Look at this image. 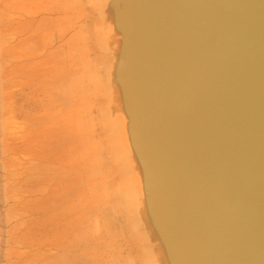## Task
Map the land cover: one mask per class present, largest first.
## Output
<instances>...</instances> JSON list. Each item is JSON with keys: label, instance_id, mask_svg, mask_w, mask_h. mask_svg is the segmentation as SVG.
Returning a JSON list of instances; mask_svg holds the SVG:
<instances>
[{"label": "water", "instance_id": "95a60500", "mask_svg": "<svg viewBox=\"0 0 264 264\" xmlns=\"http://www.w3.org/2000/svg\"><path fill=\"white\" fill-rule=\"evenodd\" d=\"M104 3L151 217L135 222L166 264H264V0Z\"/></svg>", "mask_w": 264, "mask_h": 264}, {"label": "rangeland", "instance_id": "374dc122", "mask_svg": "<svg viewBox=\"0 0 264 264\" xmlns=\"http://www.w3.org/2000/svg\"><path fill=\"white\" fill-rule=\"evenodd\" d=\"M38 1L0 0V264H140L110 193L90 8Z\"/></svg>", "mask_w": 264, "mask_h": 264}, {"label": "bare ground", "instance_id": "6f19581e", "mask_svg": "<svg viewBox=\"0 0 264 264\" xmlns=\"http://www.w3.org/2000/svg\"><path fill=\"white\" fill-rule=\"evenodd\" d=\"M38 1V0H37ZM41 1V0H40ZM38 1V2H40ZM43 1V0H42ZM46 2V0H44ZM36 2V1H35ZM52 2V0H51ZM56 2V1H55ZM87 7L90 8V15H91V23L86 24L89 25L90 31L93 35V45L96 48V55L93 59L92 62V68L93 71H96L100 73L101 79L99 81L98 84V88H97V96L99 98V103L97 105V122H98V126L100 128V134L102 135V141L103 144L107 150V156L109 158V163L111 166H108L109 169H113L114 170V176H116V181L115 183L112 185V192L111 196L114 198L115 203L117 205V209L118 211H122L124 213V215L127 217V224L128 227L131 231V234L133 235V237L135 238L136 244L138 245V254H139V260H137V262L139 261V263L141 264V262H145V260H147V263L151 264L156 260L157 264H166V255L164 254L165 252L163 251V242L162 240L160 241L159 238V234L156 232V234H152L154 236V238L151 236V234L149 233V236H147L145 234V232H142V227L140 225H138L135 221H139L142 220L144 222V224L147 222L149 224V218L146 216L147 212L149 214L148 208H147V200H146V195L144 190V181L141 179V161L138 158V151L136 150V148H134L133 143H131L132 141L130 140V135H129V127H128V116L126 115L124 108L122 111V108L119 109L117 111V114L114 111L113 108V104L115 103L116 105V94L118 92L119 95V91H118V86H117V80H116V75H115V68L117 65V59L115 57V59L113 58L111 60V57L109 56V51L111 50V44L109 42L110 38H109V29L108 27L105 25L104 27V22H105V16H104V5L105 4V0H90V4L87 2V0L85 1ZM32 3V2H31ZM43 3V2H42ZM49 3V1L47 2ZM57 3V2H56ZM54 3V4H56ZM82 3V2H81ZM52 4V3H50ZM49 4V5H50ZM24 5V4H23ZM35 5V4H33ZM40 5V4H38ZM45 5V3H44ZM43 5V6H44ZM48 5V6H49ZM53 5V4H52ZM52 5H51V9L52 10ZM26 6V5H24ZM32 6V4L30 5ZM37 6V5H35ZM41 6V5H40ZM39 6V8H40ZM47 6V5H46ZM47 6V7H48ZM54 6V5H53ZM85 6V5H84ZM95 8H93V7ZM45 7V6H44ZM43 7V8H44ZM46 7V8H47ZM57 7V5H56ZM79 7V6H78ZM86 7V6H85ZM26 8V7H25ZM28 8V7H27ZM26 8V9H27ZM33 8V7H32ZM38 8V9H39ZM45 8V12L48 10H46ZM49 8V7H48ZM68 8V7H67ZM31 9V8H29ZM29 9H27L29 11ZM33 9H36L33 8ZM41 9V8H40ZM54 9V8H53ZM37 11V9H36ZM34 12V11H33ZM39 12V11H38ZM41 12V11H40ZM28 13V12H27ZM35 13V12H34ZM44 13V11H43ZM70 13V12H69ZM31 14V13H29ZM28 14V15H29ZM42 14V13H41ZM40 14V15H41ZM89 15V16H90ZM39 16V14H38ZM44 17V16H43ZM42 17V18H43ZM48 17V16H47ZM50 17V16H49ZM24 18V17H22ZM26 18V17H25ZM29 18V17H28ZM33 18V17H32ZM36 18V16H35ZM33 18V19H35ZM41 18V19H42ZM45 18V17H44ZM27 19V18H26ZM33 19H30V21ZM37 19V18H36ZM50 19H52V17H50ZM22 20V19H21ZM18 23H20V21ZM44 19H42V23ZM88 20V19H87ZM28 21V20H27ZM38 21V20H37ZM46 21V20H45ZM52 21V20H51ZM93 21L95 22V26H96V32L93 28ZM24 22V20H23ZM22 22V25H24ZM29 22V21H28ZM65 22V21H64ZM63 22V23H64ZM82 22V21H81ZM17 23V24H18ZM26 23V21L24 22ZM39 23V22H38ZM89 23V22H88ZM16 24V23H15ZM33 24V23H32ZM31 24V25H32ZM51 24V23H50ZM49 24V25H50ZM69 24V23H67ZM30 25V26H31ZM34 25V24H33ZM61 25V24H60ZM16 26V25H15ZM37 26V25H36ZM64 26V25H63ZM81 26V25H80ZM33 27V26H32ZM84 27V26H83ZM19 28V29H21ZM23 28H25V26H23ZM22 28V30H23ZM27 28V27H26ZM24 29L26 31H29L28 29ZM37 27H35L34 29H36ZM41 28V27H40ZM39 28V30L41 31V29ZM48 28H51L48 26ZM56 28V27H55ZM57 29L58 26H57ZM16 30L18 31V27L16 28ZM38 30V31H39ZM65 30V29H64ZM15 31V30H14ZM37 32V29L35 30ZM34 31V32H35ZM81 31V30H80ZM79 31V32H80ZM16 32V31H15ZM35 32V33H36ZM82 32V31H81ZM119 32V31H118ZM28 33V32H27ZM30 34L32 32H29ZM28 33V34H29ZM34 33V34H35ZM50 33V32H49ZM67 33V32H66ZM115 33V30H114ZM33 35V34H31ZM37 35V33H36ZM38 36V35H37ZM117 36V38H116ZM36 37V36H35ZM30 38V37H29ZM37 39V38H36ZM35 39V41H36ZM67 39V38H66ZM119 37L117 35V33H115V50L117 47V41H118ZM34 40V39H33ZM61 40V39H59ZM117 40V41H116ZM31 41V40H30ZM92 44V43H91ZM119 44V42H118ZM86 45V44H85ZM88 45V44H87ZM68 46V45H67ZM19 47V46H18ZM17 47V48H18ZM20 48V47H19ZM18 48V49H19ZM29 49V48H27ZM60 50V49H59ZM63 50V48L61 49ZM32 52V49H31ZM61 52V51H60ZM33 53V52H32ZM62 54V53H61ZM92 54V53H91ZM95 54V53H94ZM107 54V55H106ZM19 55V54H18ZM106 55V57H105ZM17 56V55H16ZM33 56V55H32ZM63 56V55H62ZM61 56V57H62ZM70 57V56H69ZM71 58V57H70ZM91 58V57H90ZM89 58V59H90ZM105 58V59H104ZM61 59V58H60ZM69 59V58H68ZM121 59V57H120ZM58 60V59H57ZM91 60V59H90ZM31 61V60H30ZM33 61V60H32ZM37 62V59L35 60ZM73 61V60H72ZM46 62V60H45ZM33 63V62H31ZM44 63V61H43ZM43 63L41 64V66L43 65ZM60 62H58L59 64ZM66 63V62H65ZM36 64V63H35ZM45 64V63H44ZM61 64V63H60ZM101 64H103V66H101ZM120 64V62H119ZM34 65V63H33ZM53 66V65H52ZM62 66V65H61ZM52 68V67H51ZM42 69V67H41ZM37 70V69H36ZM54 70V69H53ZM57 70V68L55 69ZM54 70V71H55ZM90 70V69H89ZM51 71V70H50ZM40 73V72H38ZM97 75V74H96ZM94 79V78H93ZM96 96V95H95ZM121 103V101H120ZM79 105V104H78ZM121 107H123V104H120ZM118 106V105H117ZM77 109V108H76ZM61 112V111H60ZM68 112V111H67ZM119 112V113H118ZM67 114V113H66ZM62 115V114H61ZM64 115V114H63ZM68 116V115H67ZM74 116V115H73ZM66 117V116H65ZM65 120V119H64ZM67 120V119H66ZM65 120V121H66ZM63 121V120H62ZM70 123V122H68ZM77 123V122H76ZM59 125V123L57 124ZM60 127V126H59ZM63 127V126H62ZM68 127V126H67ZM72 127V126H71ZM74 127V126H73ZM76 128V127H74ZM73 128V129H74ZM63 130V129H62ZM70 130V129H69ZM75 133V132H74ZM78 133V132H77ZM76 134V133H75ZM74 135V134H73ZM75 136V135H74ZM76 141V139H75ZM78 141V140H77ZM81 141V140H80ZM89 141V140H88ZM124 142L125 146H121ZM76 143V142H75ZM81 144V143H80ZM89 144V143H88ZM77 147V146H76ZM75 148V147H74ZM77 149V148H76ZM74 149V150H76ZM72 150V149H71ZM77 151V150H76ZM71 153V152H70ZM76 153V152H75ZM78 153V152H77ZM65 155V154H64ZM68 156V155H66ZM81 156V155H80ZM74 158V157H73ZM78 158V157H77ZM83 158V157H82ZM86 158V157H85ZM138 158V159H137ZM65 158H63L64 160ZM69 159V158H68ZM75 159V158H74ZM79 160V158L77 159ZM83 160V159H82ZM81 161V160H80ZM70 164L73 163L72 160L69 161ZM85 162V161H84ZM79 163V162H78ZM52 164V163H51ZM84 164V163H83ZM67 165V163H66ZM65 165V166H66ZM72 165V164H71ZM79 165V164H78ZM85 165V164H84ZM76 166V165H75ZM67 168V167H66ZM64 168V170L66 169ZM62 169V168H61ZM70 169V168H69ZM112 170V171H113ZM76 171V170H75ZM73 172V171H72ZM54 173V172H53ZM76 173V172H75ZM87 174V172H85ZM111 173V172H110ZM81 174V173H79ZM49 175V174H48ZM64 177V176H63ZM83 178V177H82ZM81 178V179H82ZM48 179V178H46ZM84 179V178H83ZM86 179V178H85ZM89 179V178H88ZM87 180V179H86ZM86 183V182H85ZM132 186V184H134ZM83 185V184H82ZM48 187V186H47ZM86 187V186H85ZM79 199V198H78ZM89 201V200H88ZM90 203V201H89ZM121 203H123L127 208H128V212L131 214V217L127 216V214L125 213V210L123 209V207L121 206ZM90 207V206H89ZM131 218V219H130ZM133 221V223H132ZM151 221V220H150ZM134 224V228H132V224ZM143 224V223H142ZM128 229V228H127ZM133 229L137 230V232L140 234V238L137 237L136 233L133 231ZM149 232V231H148ZM76 237H79L76 235ZM80 238V237H79ZM78 239V238H77ZM81 239V238H80ZM134 240V239H133ZM77 241V240H76ZM132 241V240H131ZM62 242V241H61ZM66 242V241H65ZM71 243V242H70ZM76 244V243H75ZM72 245V243H71ZM71 245H69L71 247ZM67 246V244H66ZM67 246L66 249L69 247ZM65 249V248H63ZM165 250V247H164ZM102 255V253H101ZM101 255L98 257H101ZM95 257H97L96 255H94ZM93 256V257H94ZM166 256V257H165ZM97 259V258H96ZM168 260V258H167ZM98 262V261H97ZM101 263V262H100ZM94 264V263H93ZM97 264V263H96ZM104 264H107L106 262ZM169 264V263H168Z\"/></svg>", "mask_w": 264, "mask_h": 264}]
</instances>
